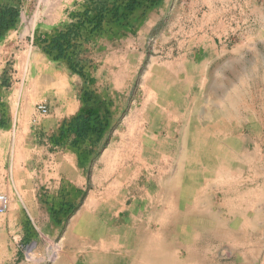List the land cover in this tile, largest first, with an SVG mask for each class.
<instances>
[{"label": "rangeland", "instance_id": "1", "mask_svg": "<svg viewBox=\"0 0 264 264\" xmlns=\"http://www.w3.org/2000/svg\"><path fill=\"white\" fill-rule=\"evenodd\" d=\"M80 7L69 8V19ZM181 12L190 15L185 24L164 19L142 39L146 56L117 119L111 120L106 110L99 136L87 137L78 146H73L71 136L61 145L77 152L85 174L82 187L74 188L69 179H63L58 191L42 186L31 206L20 202L13 180L0 184V194L10 198L9 209L0 213V248L9 246L15 252V264H55L72 253L77 264H96L94 246L163 242L162 246H213L211 264H264V115L258 112H264V0H207L201 8L173 10ZM133 24L136 34L138 23ZM123 34L110 24L95 42L104 48L103 40L113 43ZM29 44L18 41L14 49ZM4 47L0 41L1 128L6 94L26 74L25 65L14 67V53L4 57ZM258 79L262 83L253 87ZM227 101L236 108L254 106L255 116L246 108L240 110L235 119L240 129L229 133L227 142L231 149L244 144L256 152L255 164L240 174L239 195L232 194L229 207V188L208 180L200 187L193 185L192 199L204 195L200 210L207 208L215 222L205 215L182 221V188L174 186L172 197L166 180L180 172L186 142L198 122L191 118V105L201 102L203 116L214 118ZM145 105L151 120L132 121ZM118 128L122 135H115ZM114 147L116 154L111 153ZM17 202L20 209L15 214ZM183 253L186 258L184 249Z\"/></svg>", "mask_w": 264, "mask_h": 264}, {"label": "crops", "instance_id": "2", "mask_svg": "<svg viewBox=\"0 0 264 264\" xmlns=\"http://www.w3.org/2000/svg\"><path fill=\"white\" fill-rule=\"evenodd\" d=\"M84 1L0 0V11L3 6L19 10L14 25L0 37V41L5 43L4 57L14 53V67H26L23 80L13 84L6 94L5 128L0 127V184L13 180L20 202H27L31 206L37 202V190L42 186L58 191L63 179H69L74 188L82 187L85 182V174L75 149L52 142V137L59 132L63 122L78 115L86 106L85 89L89 87L106 100L110 119L116 120L126 107L133 80L145 59L144 36L164 19L171 20L173 25L185 24L190 15L185 12L173 13L174 9H196L207 4V0H161L142 18H132V23H138L136 34L127 32L113 43L105 39L104 48H99L95 42L98 36L94 37L87 43L82 54V59L87 63L86 80L65 61L50 57L38 42L40 37L68 24L71 21L69 8ZM173 14L177 15L172 17ZM25 40L30 43L28 46L14 49L18 41ZM39 104H46L49 112L42 114L37 107ZM146 106L132 121L141 123L151 120ZM132 130L129 129L130 133ZM118 131L119 128L115 135ZM119 135H122L121 132ZM115 150L114 147L111 153L116 154ZM18 202L14 205L17 209L15 214L20 209ZM20 218V215H15V219ZM163 243L146 246H94L92 255L96 264L212 263L213 246H169L168 243L162 246ZM183 249L187 252L186 258L183 257ZM14 253L9 246H2L0 264H15L12 257ZM55 264H77V259L75 254H67Z\"/></svg>", "mask_w": 264, "mask_h": 264}, {"label": "bare ground", "instance_id": "3", "mask_svg": "<svg viewBox=\"0 0 264 264\" xmlns=\"http://www.w3.org/2000/svg\"><path fill=\"white\" fill-rule=\"evenodd\" d=\"M172 69H174V68H172ZM255 81L256 82H253V87H257L258 84L262 83V81H260V79L255 80ZM169 83H170V81H169ZM173 87H174V85H173ZM200 103L201 102L192 103V105H191V108H192V116H191V118L192 119L194 118V120L197 119L198 122L193 124V129H194V130H192L193 133L190 135L189 139L187 140L186 147L184 145L185 151H184V153L182 155L181 163H179L180 167H181L180 172H178V175L177 176L175 175V177H173L171 175H170L171 177L170 176L169 177L165 176V177H168V179L166 180V184L168 183L167 187H168V190L171 192L172 197L175 196L173 191H175V187L176 186L179 189L182 188V194H183L182 195V199H183V202L185 201L184 208H182L183 210H181L182 211V215H179V218L182 221H190V220L191 221H195L196 218H199L200 216H204L205 215L206 217L209 216L208 218L210 219V221L215 222V221H213V219H215L214 216L212 215V213L206 207H205L206 209L203 208L204 209L203 211L200 210V206L205 204L204 195L203 196H198L197 198L193 197V199H192V192L190 190L193 187V185H198L200 187L201 184L205 183L207 180H208V182H210L211 185L215 184V185L220 186V187H227V188L230 189V191L227 192L226 199H225L226 205L228 207L231 205L232 194H235L236 196L239 195L237 193L239 192L238 191V186H240V174L244 170H246L247 168L252 167L255 164L257 153L256 152H250L249 150L245 149V145L244 144H242L239 147V150L238 149H231L229 147V145H228V142H227V136H228L229 133H232L234 135V134H236L239 131V129H240L239 126L240 125H236L237 121L235 119H237V116L240 115V110L242 108H244V109L246 108L247 110L252 112V106L253 105L251 103H248V104H244V105H237L238 107L236 108L235 106L232 105L231 101L230 102L227 101L226 103H222V105H221L222 109L220 110L219 113H216L219 116H214V118H213V117L203 116V114L201 112ZM243 103H245V102H243ZM258 112L260 114L264 115L263 111L259 110ZM251 115L255 116L256 113L254 114V112H252ZM216 117H218V118H216ZM181 121H182V119H181ZM188 122H189V120H188ZM184 127H185V125H184ZM188 129L191 130V128H188ZM179 148H180V146H179ZM178 161H179V159H178ZM170 172H171V170H170ZM177 187H176V189H178ZM256 193L257 192H255V194ZM179 195H180V193H179ZM206 203H209L208 200H207ZM167 209L168 210H172L171 206H169V205L167 206ZM231 211H236V210L233 209ZM142 221H144V220H142ZM158 223H156V224H158ZM258 223L259 222H257V224ZM141 228H143V227H141ZM254 228H255V226H254ZM209 229H210V227H209ZM148 230H149V228H148ZM159 232H161V231H159ZM133 239H135V238H133ZM153 239H156V237H154ZM152 241H154V240H152ZM202 245H204V244H202ZM201 246H197V247H201ZM201 263H203V262H201Z\"/></svg>", "mask_w": 264, "mask_h": 264}, {"label": "trees", "instance_id": "4", "mask_svg": "<svg viewBox=\"0 0 264 264\" xmlns=\"http://www.w3.org/2000/svg\"><path fill=\"white\" fill-rule=\"evenodd\" d=\"M161 0H85L72 20L56 28L38 42L54 60H63L69 67L87 80V63L81 58L84 44L101 34L110 24L117 25L124 33L136 30L132 18H142ZM19 16V10L3 6L0 12V30L12 27ZM2 35V33H1ZM0 35V36H1ZM124 35V34H123ZM86 106L82 111L66 120L59 132L52 137L55 145L61 146L74 136L73 146H78L92 135L99 136L104 124L102 112L106 111V100L87 87L84 93ZM96 101V105L92 104Z\"/></svg>", "mask_w": 264, "mask_h": 264}, {"label": "built area", "instance_id": "5", "mask_svg": "<svg viewBox=\"0 0 264 264\" xmlns=\"http://www.w3.org/2000/svg\"><path fill=\"white\" fill-rule=\"evenodd\" d=\"M38 110L42 114H47L49 112V108L46 104H39ZM10 206V198L6 194H0V213H4L9 209Z\"/></svg>", "mask_w": 264, "mask_h": 264}]
</instances>
